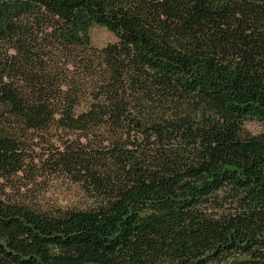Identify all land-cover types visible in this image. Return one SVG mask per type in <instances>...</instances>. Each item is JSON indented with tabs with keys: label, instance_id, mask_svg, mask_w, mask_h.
Returning <instances> with one entry per match:
<instances>
[{
	"label": "trees",
	"instance_id": "16d2710c",
	"mask_svg": "<svg viewBox=\"0 0 264 264\" xmlns=\"http://www.w3.org/2000/svg\"><path fill=\"white\" fill-rule=\"evenodd\" d=\"M247 120L264 0H0V264H264ZM47 175L83 204L21 191Z\"/></svg>",
	"mask_w": 264,
	"mask_h": 264
},
{
	"label": "rangeland",
	"instance_id": "374dc122",
	"mask_svg": "<svg viewBox=\"0 0 264 264\" xmlns=\"http://www.w3.org/2000/svg\"><path fill=\"white\" fill-rule=\"evenodd\" d=\"M91 38L94 45L102 47L116 41V37L104 26H95L91 30ZM246 133L257 134L264 131V122L247 120L244 123ZM22 192L34 194L38 201L45 207L68 208L80 206L84 202V195L79 186L65 177L59 175H47L38 177L37 183L31 189L23 188Z\"/></svg>",
	"mask_w": 264,
	"mask_h": 264
}]
</instances>
